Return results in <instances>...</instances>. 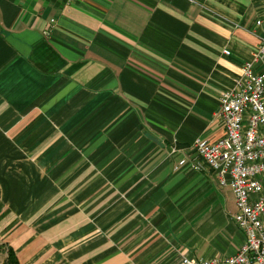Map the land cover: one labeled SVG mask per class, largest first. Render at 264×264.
Masks as SVG:
<instances>
[{"label":"crops","instance_id":"1","mask_svg":"<svg viewBox=\"0 0 264 264\" xmlns=\"http://www.w3.org/2000/svg\"><path fill=\"white\" fill-rule=\"evenodd\" d=\"M258 20L263 0H0V249L20 264L235 255L231 188L179 162L224 136L243 66L264 72Z\"/></svg>","mask_w":264,"mask_h":264},{"label":"built area","instance_id":"2","mask_svg":"<svg viewBox=\"0 0 264 264\" xmlns=\"http://www.w3.org/2000/svg\"><path fill=\"white\" fill-rule=\"evenodd\" d=\"M263 23L258 20L257 26ZM257 57H264V38ZM217 117L224 136L196 139L193 158L182 159L179 166L212 171L220 187L231 188L237 208L234 222L246 241L233 256L200 261L184 257L179 264H264V72H256L253 62L243 66L236 86L222 93ZM179 150L174 146L171 154Z\"/></svg>","mask_w":264,"mask_h":264},{"label":"trees","instance_id":"3","mask_svg":"<svg viewBox=\"0 0 264 264\" xmlns=\"http://www.w3.org/2000/svg\"><path fill=\"white\" fill-rule=\"evenodd\" d=\"M4 249L3 251L6 252V259L4 260L3 264H20L18 257L12 247L8 246V247H5Z\"/></svg>","mask_w":264,"mask_h":264},{"label":"rangeland","instance_id":"4","mask_svg":"<svg viewBox=\"0 0 264 264\" xmlns=\"http://www.w3.org/2000/svg\"><path fill=\"white\" fill-rule=\"evenodd\" d=\"M5 259H6V252H4L3 249L2 250L0 249V264H3Z\"/></svg>","mask_w":264,"mask_h":264}]
</instances>
